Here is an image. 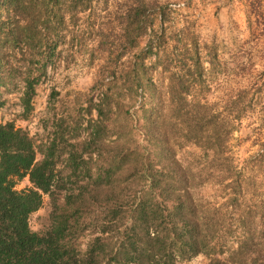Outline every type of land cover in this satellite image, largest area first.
I'll list each match as a JSON object with an SVG mask.
<instances>
[{"label":"rangeland","instance_id":"374dc122","mask_svg":"<svg viewBox=\"0 0 264 264\" xmlns=\"http://www.w3.org/2000/svg\"><path fill=\"white\" fill-rule=\"evenodd\" d=\"M144 1L141 7L139 0H0V126L13 123L22 129L36 147V162L50 156L57 181L53 197L43 195L40 209L30 216V228L46 235L55 213L68 221L67 240L82 254L94 237L130 235L136 198L146 197L142 171L152 161L164 163L144 137L142 121L135 123L132 115L140 117L134 108L141 102L166 107L174 103L168 88L178 70H170L164 54H181L185 32L188 39H198L202 49V65L196 71L205 87L202 99L225 107L228 95L247 90L244 114L226 150L247 181L243 206L230 203L233 192L227 185L232 181L221 180L219 169L209 165L216 162L212 154L206 158L193 143L175 139L176 159L196 178L194 197L220 211L225 230L233 232L222 244L237 249L239 237L247 247L251 242L259 245L255 253H261L264 0ZM136 12L141 23L134 27ZM136 29L142 36L133 47ZM150 40H159L163 48L157 46L147 55ZM137 61L145 63L148 81L158 89L149 86L144 98H134ZM187 98L194 101L193 95ZM163 114L168 116L169 110ZM165 131L170 137L175 133L172 127ZM15 183L19 192L33 188L29 177ZM101 183L108 186L100 188ZM80 192L86 200L67 205L66 197ZM251 255L247 264L259 259ZM178 264L209 260L200 255Z\"/></svg>","mask_w":264,"mask_h":264},{"label":"trees","instance_id":"16d2710c","mask_svg":"<svg viewBox=\"0 0 264 264\" xmlns=\"http://www.w3.org/2000/svg\"><path fill=\"white\" fill-rule=\"evenodd\" d=\"M139 4L142 7L145 1L139 0ZM135 10L138 11V7ZM138 19L139 12H136L134 27L140 25ZM132 35V44L136 47L142 35L138 29ZM189 37L182 33L181 54L174 56L175 59L169 57L170 53L164 54L170 70L173 66L178 70L172 75L174 84L168 88V95L174 103L166 107L161 102L155 105L141 102L134 108L141 115L139 117L134 112L132 118L135 123L142 121L144 137L154 147L156 159L164 163L150 162L151 159L143 156L150 162L142 171L147 191L145 198H136L130 235L125 236L121 232L112 238L94 237L82 254L67 240L68 221L55 213L50 232L43 236L33 232L30 216L40 209L43 195L53 197L57 187L54 163L48 155L41 162H36V147L22 129L13 123L0 126V264H178L200 255L205 256L209 264H247L245 259L252 258L248 257L249 254L259 257L250 264H264V251L255 253L259 245H253V242L252 247H247L237 237V249H229L222 244L225 237L233 232L225 230L220 211L194 197L192 189L196 178L176 159L172 145L175 139L193 143L206 158L212 154L216 162L209 165L219 169L221 180L232 181L227 185L233 192L230 203L239 208L243 206L248 195L244 189L247 181H243L226 150L235 124L244 114L248 93L247 90L236 95L231 93L225 107L202 99L205 87L200 85L196 74L202 65V49L198 39L190 40ZM158 41L148 42L147 55L153 53L157 46L159 50L163 48ZM134 69V98H144L149 86L158 91L154 82L148 81L150 78L143 61H137ZM144 79L147 84L150 82L148 86ZM28 86L32 90V84L28 83ZM191 95L194 101L188 102L187 97ZM133 101L135 103L136 99ZM28 103L29 100L26 101ZM165 109L169 110L168 116L163 114ZM168 127L175 132L172 137L165 131ZM133 149L140 154L137 145ZM148 153L151 155L150 151ZM74 157L72 155V161ZM25 177H29L33 188L20 192L15 190V180ZM99 186L105 188L108 185L101 183ZM84 194L72 193L66 197L67 205H74L75 199L86 200H81ZM238 222L242 223L241 220ZM114 239L116 243L112 245L110 241L115 242Z\"/></svg>","mask_w":264,"mask_h":264}]
</instances>
